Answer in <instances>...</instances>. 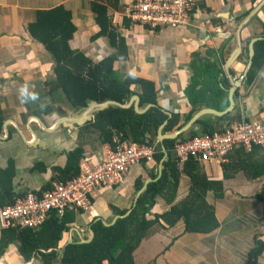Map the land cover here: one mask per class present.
Wrapping results in <instances>:
<instances>
[{
  "label": "crops",
  "instance_id": "0c3cea01",
  "mask_svg": "<svg viewBox=\"0 0 264 264\" xmlns=\"http://www.w3.org/2000/svg\"><path fill=\"white\" fill-rule=\"evenodd\" d=\"M90 1L0 0V168H6L11 161L12 192L16 195L46 186L54 175L52 167L62 166L66 153L75 147L82 149L81 159L88 165L97 163L103 156L106 144L98 140L99 131L88 126L96 120V113H91L89 121L80 125H54L58 118L68 117L77 110L68 105L56 83L52 56L27 29L35 21L37 11L62 6L70 12L75 29L68 47L96 63L114 50L103 36L91 39L99 28L89 10ZM129 1L119 0L116 8L106 9L128 50L126 60L113 62L112 68L124 78L134 75L154 85L156 106L167 116L162 134L177 132L204 108L223 111L228 105L227 94L233 80L240 84L233 92L232 110L219 117L200 115L177 139L220 130L242 120H264V61L253 79L246 80L251 61L248 43L253 38L264 39V0H198L190 25L155 30L125 24L123 13ZM238 41L239 53L227 67L229 75H226L224 67ZM207 64L221 69L218 80L224 77L229 85L217 90L220 96L217 99L211 96L213 87L208 89L206 85L204 66ZM220 83L219 80L217 85L221 88ZM130 89L139 93L136 85H130ZM134 95L128 96L126 103ZM190 95L196 96L193 99L198 104L192 103ZM149 139L155 147L159 144L161 150L157 132ZM246 154L231 151L220 164L200 162L209 178L222 181L221 196H215L213 191L206 194L219 223L214 231L184 232L182 219L167 227L162 221L155 223L134 249V264H243L247 251L257 240L263 242V249L256 264H264V201L258 199L264 196V174L249 175L246 164L255 162L259 155ZM153 172L159 173V165L155 167L153 160L134 163L122 183L93 189L89 207L75 210L73 222L62 233L56 257L64 244L86 242L92 237L90 222L99 219L108 225L119 215L116 211L130 209L137 200L136 178L141 177L143 186ZM189 186V177L181 173L174 203L187 195ZM169 207L158 195L148 216ZM2 228L6 227L0 224V231ZM16 245V242L7 245L0 264H41L38 257L23 260Z\"/></svg>",
  "mask_w": 264,
  "mask_h": 264
},
{
  "label": "trees",
  "instance_id": "16d2710c",
  "mask_svg": "<svg viewBox=\"0 0 264 264\" xmlns=\"http://www.w3.org/2000/svg\"><path fill=\"white\" fill-rule=\"evenodd\" d=\"M117 4L119 0H91L89 2V10L93 13L94 22L99 28L97 34L91 39L103 36L114 50L113 53L96 63H92L80 51L71 50L68 47L67 42L75 29L71 23L70 12L62 6L37 11L35 21L29 24L27 29L30 36L52 56L56 83L68 105L73 109L81 110L89 101L100 103L110 100L125 104L127 97L132 94L138 95L139 107L146 104L154 105L142 114H137L132 106L129 108L107 106L96 112V120L88 126L99 131L98 140L101 143L109 144L111 147L123 141L152 145V140L149 138L156 135L158 127L163 124L167 116L156 106V92L151 82L134 75L124 78L112 68L113 62L126 60L128 55L124 37L116 31L106 14L107 7L116 8ZM124 22L126 25L129 23L125 18ZM263 61L264 39H261L253 44V56L246 73L247 81L253 79ZM204 68L207 74L206 85L208 89L209 86L217 87V89H211L212 98L217 99L220 97L218 91H222L223 87L228 88V82L224 77L219 79L222 83H220V88L217 84L221 69L214 68L213 64H207ZM130 85L138 86L139 93L132 91ZM190 96H192V103L198 104L197 99H193L196 96ZM222 97L226 98L225 93H222ZM1 123L2 115L0 114V128ZM194 135L196 134L191 137ZM113 138L118 139V142L114 144ZM176 140L164 141L167 156L162 161L161 175L158 179L147 183L146 188L137 197L136 203L131 206V211L125 216L115 218L108 225L102 224L99 219L90 222L92 237L88 241L68 242L60 249L59 257H56V247L62 233L67 231L75 215L73 208L65 207L60 215H57L56 211L49 212L48 217L35 229L2 228L0 256L4 254L9 243L16 242L18 254L23 260L38 257L41 264H101L103 261L106 264H134L132 255L134 249L140 244L145 231L155 223L162 221L166 225L164 227H167L182 219L184 232L209 233L214 231L219 223L213 205L206 200V194L208 191H213L215 196H221L222 181L209 178L196 158L190 157L180 166L179 158L172 152ZM156 151L153 156L155 167L163 157L159 144L156 145ZM248 151L246 154L243 153L245 150L242 148L233 150L235 153L246 154V156H251L253 153L258 154L259 159L246 166L251 177L264 174V147L252 145ZM82 156L83 151L80 147L68 151L63 165L52 167L54 175L51 180L63 181L76 175ZM10 163L11 161H8L6 168H0V206L12 202L14 197L21 195L12 192L13 172ZM222 167L224 169L225 165L222 164ZM181 173L189 177L190 186L187 195L174 203ZM156 175V172H153L150 177L155 178ZM223 176H225L224 171ZM142 184L141 177L136 178L135 189L139 190ZM158 195L162 196L170 207L163 212H155L148 216L155 197ZM258 199L264 201V196H258ZM126 211L127 209H121L116 213L123 215ZM262 249L263 242L255 241L247 251L243 264H256V259Z\"/></svg>",
  "mask_w": 264,
  "mask_h": 264
},
{
  "label": "built area",
  "instance_id": "2783aa9c",
  "mask_svg": "<svg viewBox=\"0 0 264 264\" xmlns=\"http://www.w3.org/2000/svg\"><path fill=\"white\" fill-rule=\"evenodd\" d=\"M198 0H130L123 17L130 25L149 30L179 28L191 24ZM114 144L118 140H113ZM252 145L264 147V120L238 121L220 130L199 133L177 139L172 152L179 165L190 157L200 162L222 163L231 151ZM156 147L123 141L113 147L106 144L97 163L88 165L85 159L78 163V173L63 181L53 180L39 191L27 190L13 201L0 206V224L3 227L35 229L48 217L49 212L62 213L65 207L86 210L90 205V192L106 185L123 182L134 163L154 160Z\"/></svg>",
  "mask_w": 264,
  "mask_h": 264
},
{
  "label": "water",
  "instance_id": "95a60500",
  "mask_svg": "<svg viewBox=\"0 0 264 264\" xmlns=\"http://www.w3.org/2000/svg\"><path fill=\"white\" fill-rule=\"evenodd\" d=\"M256 40H259L258 38H253L249 41L248 43V57L249 58H252L253 56V47H252V44L254 41ZM239 50H240V43L238 41V46L237 48L234 50V52L229 56V59L227 60L228 62V65L226 64V66L224 67V72L226 73V75H229V72L227 70V67L233 62V60L236 58L237 54L239 53ZM251 61L249 59V62H248V65H250ZM240 82L238 80H233L231 82V87L230 89L228 90V94H227V102H228V105L227 107L219 112V111H215L213 109H210V108H204L202 111H200L199 113H197L195 116H193V118H191L189 120V122L184 125L182 128H180L177 132L173 133V134H169V135H164L162 134V128H163V125L164 123L166 122H163L162 125H160L157 129V141L161 144V151L163 153V157L162 159L160 160L159 162V173L157 175V177L155 178H148L146 181H145V184L142 186V188H140L138 190V193H137V196H136V199L138 197V195L142 192V190L144 189L145 185L150 182V181H154L156 179L159 178V176L161 175V169H162V161L164 159V157L167 156V149L166 147L164 146V141L165 140H175L177 139V137L179 135H181L182 133H184L185 131H187L190 127V125L200 116V115H203V114H210V115H213L215 117H219V116H222L223 114H226L228 112H230L232 110V107H233V99H232V96H233V92L235 91V89L239 86ZM138 102H139V97L134 95L133 97L130 98V100L125 103V104H120V103H117V102H114V101H110V100H106V101H103V102H95V101H89L87 102L86 106L84 108H82L81 110H77L75 112H72L68 117H60L58 118L54 125H60L62 127H69L70 125H80V124H83L85 123L86 121H89L90 119V114L91 113H96L98 111H101L103 110L104 108H106L107 106H116V107H121V108H129L131 105H133L134 107V110L137 114H142L144 113L146 110H148L149 108L153 107L154 105L152 104H148L146 105L144 108L142 109H139V106H138ZM79 112V113H78ZM7 126L6 122L3 124V127L5 128ZM43 131H48L46 128H42ZM31 133V132H30ZM136 203V201H134L133 205ZM131 211V208L128 209L123 215H118V216H115V218H118L120 216H125L127 215L129 212ZM86 241V240H84ZM83 242V241H82Z\"/></svg>",
  "mask_w": 264,
  "mask_h": 264
},
{
  "label": "clouds",
  "instance_id": "9594fccd",
  "mask_svg": "<svg viewBox=\"0 0 264 264\" xmlns=\"http://www.w3.org/2000/svg\"><path fill=\"white\" fill-rule=\"evenodd\" d=\"M53 181V180H50V182Z\"/></svg>",
  "mask_w": 264,
  "mask_h": 264
}]
</instances>
